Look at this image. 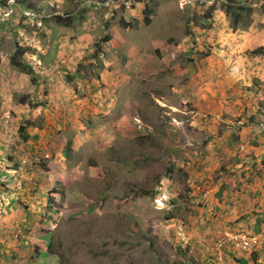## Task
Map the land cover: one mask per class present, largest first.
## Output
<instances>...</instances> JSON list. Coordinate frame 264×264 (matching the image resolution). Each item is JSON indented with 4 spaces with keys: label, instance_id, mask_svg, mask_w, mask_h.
Instances as JSON below:
<instances>
[{
    "label": "rangeland",
    "instance_id": "rangeland-1",
    "mask_svg": "<svg viewBox=\"0 0 264 264\" xmlns=\"http://www.w3.org/2000/svg\"><path fill=\"white\" fill-rule=\"evenodd\" d=\"M23 1L34 9L0 0V172L17 174L1 183L2 205L7 188L16 189L17 205L2 224L10 244L30 250L11 259L35 252V264H203L205 253L206 262L209 220L194 214L200 157L213 140L225 151L251 143L235 141L244 126L233 127L231 115L203 111L225 102L198 104L202 83L224 74L228 55L209 34L200 41L202 9L189 0ZM55 15L73 16L72 26L56 25ZM17 44L36 84L9 64ZM219 84L228 87L224 78ZM247 86L250 119L260 124L264 112L255 106L264 108V97ZM22 95L29 104L18 102ZM48 241L51 254L40 256Z\"/></svg>",
    "mask_w": 264,
    "mask_h": 264
},
{
    "label": "crops",
    "instance_id": "crops-1",
    "mask_svg": "<svg viewBox=\"0 0 264 264\" xmlns=\"http://www.w3.org/2000/svg\"><path fill=\"white\" fill-rule=\"evenodd\" d=\"M214 1L189 0L188 3L193 6L197 5L199 10L201 8L202 11L200 10L199 15L203 16L204 9L200 3L210 5ZM237 1L241 4L250 5L253 9L252 21L247 29L238 28L233 30L230 27L227 16L222 11H214L209 21L202 20L201 18L203 28L207 30V33H204L199 38L200 41H204V36L209 34L210 38L207 41L212 44L221 43L219 46L226 49L228 55L222 61L224 67L220 68L224 74H210L214 82L206 83L202 81L201 92L197 99H199L198 104H202L208 108L217 104L222 105L221 101L225 102L227 107L221 106L220 108L203 111L214 116H221L222 111L231 115L232 118H235L233 121H237L232 122L230 120L233 127L236 126L239 130L240 126L238 125L244 126L241 127L239 135L235 133L237 136L235 141L242 143L245 141L246 143H251V145L246 146V149L241 146L240 150L233 151L226 149L225 151L223 146L218 145V140H213L212 142L214 143L209 142L210 146L206 147L203 156L200 157L202 158L200 162L202 165L195 172V175L199 177V180H196L199 181V184L194 185V188L200 187V191L197 193L201 192V195L194 194L198 195L194 199V214L198 215L197 220L199 222L202 221L205 215L208 216V219L204 221L209 220L206 226L210 229L208 231L205 230L201 234V236L203 233L204 237L207 236V241L213 240L218 232L226 228L232 231L246 232L258 237L259 241L251 252L245 253L232 248H226L224 250V264H264V135H257L260 131L259 127L264 126V116L260 124L259 122L254 123L250 119L252 115H249V110L253 109L254 106L250 107L249 93L246 90L242 91L243 87L247 85V87L252 86L260 92V101L264 97V57L249 55L243 58L239 54L240 51H252L264 46V1ZM197 29V27H192L193 31ZM234 50L237 51L236 54H234ZM209 57L207 58L209 59ZM210 60L213 61L211 57ZM198 75L201 80L205 76L204 74H200V71ZM254 75L259 79V82H256V84L250 82L251 76ZM215 76H218V79ZM222 78L226 80L228 87H221L219 80H222ZM203 86L209 89L207 95L203 91ZM218 90L223 92V96L220 98L216 96ZM202 94L204 95L203 101L200 100ZM217 99L220 102H217ZM255 107L264 112V108H260V104H257ZM224 139L229 143L226 138ZM230 143H232V140H230ZM10 168L12 171L11 175L0 172V176H2L0 177V190H2L1 183L5 178L13 180L15 175H17L13 169L14 167ZM10 170L5 171L8 173ZM6 186L8 187V185ZM5 192L9 193L8 197L10 199L5 201L3 205L0 200V264H35L37 263V259L34 257L35 252L31 254V259H21L20 257L18 260L11 259V255L13 254L19 256V254H27L30 250L24 241L16 246L6 240L9 236L8 232H5L7 223L6 226H3L2 223L5 221L9 223L11 216L7 220L6 215L10 208H15L17 205L11 197L12 193H16V189L7 188ZM1 196L2 194H0ZM25 216H28V214L25 213L24 217H22L24 222ZM186 239H189V236ZM33 248L36 251L37 246ZM8 255H10L9 258L7 257ZM39 255L42 256V254ZM202 256L205 258V253L198 255L203 264L214 263V259L210 257L207 248L206 256H208V259L206 262L203 260L204 258L202 259Z\"/></svg>",
    "mask_w": 264,
    "mask_h": 264
},
{
    "label": "trees",
    "instance_id": "trees-1",
    "mask_svg": "<svg viewBox=\"0 0 264 264\" xmlns=\"http://www.w3.org/2000/svg\"><path fill=\"white\" fill-rule=\"evenodd\" d=\"M6 1L7 0H3V3L5 4ZM16 3H18L19 5H22L24 8L34 9V8H30V5H27L23 0H16ZM200 5L204 9V14L202 16L204 20L209 21L214 11H222L227 17L230 18L233 29H237L241 23H245V25L247 26L251 22V15H252L253 9L251 8L250 5L241 4L237 0H215L210 5H207L206 3H200ZM142 14H143L144 24L149 25L150 24L149 17L152 14V9H151L150 4H145L142 10ZM54 20H55L56 25L64 26V27H71L73 23L72 22L73 16H68L67 18H64L58 15H55ZM122 23H123L122 26L125 28L132 27V25L129 23L127 24H125L124 22ZM109 39L110 37L106 35L104 36L102 41H108ZM26 53H27V50L23 48L22 46H20L19 44H17L13 54L9 58V64L12 68L18 70L21 73H24L30 76L31 77L30 80L32 81V83L36 84V78L34 76L35 74L34 68L23 59ZM248 54L250 56H263L264 57V46H261L252 51H249ZM18 102L21 104H29V102L27 101V96H24V95L20 96V98L18 99ZM25 130H26L25 126H20V128L18 129V132L24 133L22 135L23 137L22 139L24 141H27V138H29V134L25 133ZM71 151H72L71 141H68L65 144L63 156L69 159ZM42 167L47 169V167L45 166H42ZM49 203H50V200H49ZM45 247H46L45 253L42 255L46 256L48 253L51 254L50 252H51L52 246L49 241Z\"/></svg>",
    "mask_w": 264,
    "mask_h": 264
},
{
    "label": "built area",
    "instance_id": "built-area-1",
    "mask_svg": "<svg viewBox=\"0 0 264 264\" xmlns=\"http://www.w3.org/2000/svg\"><path fill=\"white\" fill-rule=\"evenodd\" d=\"M258 237L242 231H232L222 229L217 236L208 243V251L213 256L214 261L222 263L224 260V250L232 248L241 252H251L258 243Z\"/></svg>",
    "mask_w": 264,
    "mask_h": 264
}]
</instances>
